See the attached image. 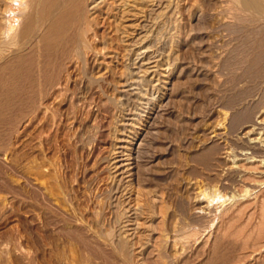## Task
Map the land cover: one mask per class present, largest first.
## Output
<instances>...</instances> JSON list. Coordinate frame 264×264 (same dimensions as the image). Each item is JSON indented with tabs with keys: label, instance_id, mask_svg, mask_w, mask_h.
<instances>
[{
	"label": "rangeland",
	"instance_id": "374dc122",
	"mask_svg": "<svg viewBox=\"0 0 264 264\" xmlns=\"http://www.w3.org/2000/svg\"><path fill=\"white\" fill-rule=\"evenodd\" d=\"M156 1L149 38L91 19L84 51L40 0H0V264H264V0ZM149 47L169 80L138 69Z\"/></svg>",
	"mask_w": 264,
	"mask_h": 264
},
{
	"label": "bare ground",
	"instance_id": "6f19581e",
	"mask_svg": "<svg viewBox=\"0 0 264 264\" xmlns=\"http://www.w3.org/2000/svg\"><path fill=\"white\" fill-rule=\"evenodd\" d=\"M40 1L42 2V5L41 4H39V5L42 8L39 7V9H41L40 12L38 11V14H40L39 19H41V17H42L44 22H46V23L49 22L50 28L55 29V31L59 30L58 33L61 34L62 36L66 35L67 32H69L70 30H73L74 28L77 27L78 31L75 30V32H78V34L76 33L74 35H75V38L77 36V40H79V44H81V48L84 46L83 47V48H85L84 51H87L86 48H87V46H89V44H88V42H89L88 41V35L89 34L88 33L90 30H92V29H90L89 20L91 21V19H92L93 21H91V22L97 21L98 25H99V22L101 19L103 21L107 22L108 26L110 25L111 28L113 27L112 29H114L115 33L118 34L119 40L122 42L127 41V39H126V41H124L125 37H128V36L133 37V36L141 35V34H145V35H143V37L146 40L147 38L150 37L151 30L153 29L154 24H155L154 23V21L156 20L155 15L157 14L155 12L156 11L155 8L156 7L162 8L163 7V3L158 2L156 0H40ZM12 2L14 3V5H16V4L25 5L26 4V0H12ZM244 3H245V6L248 7V9L249 8L260 9L262 7L260 0H245ZM164 6H165L164 8H167L166 4H164ZM39 9H37V10H39ZM18 10H19L18 8L12 7V6L9 8V11L12 12L13 17L9 20V26L7 27V31H6L7 36L11 35L12 31L14 30V27H16V25H18L19 20L16 17V12ZM32 18H34V17H32ZM32 20H30V21H32ZM83 21H85L86 24H84ZM91 22H90V24H91ZM42 23H43V21H42ZM30 24H31V22H30ZM83 24L85 26H83ZM45 29H46V27H45ZM47 29L45 31H49ZM21 30H23V29H21ZM72 32L74 33V30ZM139 32H140V34H139ZM26 33H28V32L26 31ZM58 33H55V34L58 35ZM70 33L71 32H69V34ZM46 34H49V33H46ZM61 35H59V37ZM113 35H115V34H113ZM42 36L44 37V35H42ZM45 36L47 37V35H45ZM73 36L70 37V35L68 36V34H67L66 38L70 37V38H72V40H74ZM47 38H49V37H47ZM47 38H45V40ZM64 39L65 38H63V40ZM112 39H113V37H112ZM134 40H135V37H134ZM76 41L74 44H76ZM46 42H48V41H46ZM68 45L70 46V44H67L66 46H68ZM76 46L77 45H75V47ZM78 48H80V47H78ZM90 48L92 49V47H90ZM150 49H151L150 47L147 48L145 51H143L140 54L141 56H138L137 60H139L141 57V59L139 61L140 66L138 69L142 70L141 72L144 74V78H145V80H147L149 82V84L154 82L153 80L160 75H161V77L165 78L166 81L169 80L170 79L169 70H168L169 68L167 67V69H165V70L162 69V67L166 66V63L161 64L160 60H156V56L155 57H153V55L150 56V54H149ZM162 72L165 74H163ZM166 81L164 80L163 84H166L167 83ZM143 82H144V79H143ZM131 83H133V82H131L130 79L127 80V82H126L127 86H125V87H131V85H130ZM144 83H146V82H144ZM149 84L147 83V85H149ZM150 89L152 90V85H151ZM155 89H156V87H155ZM164 89L165 88H163V90ZM149 92L147 90L146 94L148 97L144 96V97H146V99H145V103H143V105H145V107H146L145 109L147 110L148 116L152 114L156 105L166 95V93H164L160 87L159 88L157 87V89H156V94H157L156 98H155V96L153 97V94L151 95ZM122 94L125 97H127V98H124L126 101L130 100L131 97L135 98L137 95L135 93L134 94L130 93V91L129 92L124 91V92H122ZM127 94H129V95H127ZM140 94H142V93H140ZM134 101H136V100H134ZM123 108H124V106H123ZM147 119H148V117H147ZM134 121L135 120H126L125 118L123 120H121L120 126H122V128H123L122 134L119 133V129L117 131L120 135H122V136L125 135V136H123V137L121 136L118 138L116 137L117 142L115 141L116 144L114 145V149H115L114 156L115 157L113 159V162H114L113 167H114L115 171L117 172V174H118V172L123 171V176L128 174L127 177H129V178H132L135 175L134 169L136 168V166H134V158H133L134 149H133V147L136 145V143H134V142L139 141V134L136 131L135 132L132 131L133 133L131 131L129 132L128 128H130L132 125L127 124V122H132V124H133ZM118 133H117V135H118ZM129 139H131V141H129ZM251 142H253V141H251ZM119 145H122V146H119ZM141 145H142V143L139 142V146H141ZM250 148H253V147L250 146ZM133 166H134V168H133ZM136 203H138V202L135 201V204ZM139 215H141V214H139ZM127 224H128V222H127ZM129 225H130V223L128 224V226ZM130 239H132V238H130ZM125 245H127V244H125Z\"/></svg>",
	"mask_w": 264,
	"mask_h": 264
}]
</instances>
